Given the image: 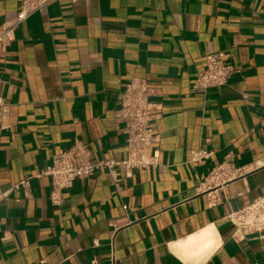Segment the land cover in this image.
Returning <instances> with one entry per match:
<instances>
[{"label":"crops","instance_id":"0c3cea01","mask_svg":"<svg viewBox=\"0 0 264 264\" xmlns=\"http://www.w3.org/2000/svg\"><path fill=\"white\" fill-rule=\"evenodd\" d=\"M19 6L0 0V26ZM220 53L240 72L197 91ZM133 80L160 111L159 165L118 187L98 170L53 205L56 155L128 158L117 112ZM224 165L238 177L209 188ZM22 182L0 204V264H264V226L228 218L256 205L264 224V0H55L30 17L0 55V188Z\"/></svg>","mask_w":264,"mask_h":264},{"label":"built area","instance_id":"2783aa9c","mask_svg":"<svg viewBox=\"0 0 264 264\" xmlns=\"http://www.w3.org/2000/svg\"><path fill=\"white\" fill-rule=\"evenodd\" d=\"M55 0H19V10L9 22L0 26V55L6 56L8 49L15 41L16 30L30 17L46 9ZM206 69L197 75L194 88L206 93L215 88L225 87L230 78L240 72L239 67L232 66L225 61V55L209 54L205 57ZM153 91L145 81L133 80L124 86L120 97V108L117 112V120L123 125L126 135L128 158L123 161H107L93 163L88 148L76 143L66 152L56 155L52 165L41 175L47 177L52 184L51 202L55 206L62 204V193L70 189L77 180H87L96 171L107 169L110 173L112 184L119 186L123 176H130L134 170H144L159 165V155L151 154L152 146L157 142L154 124L159 118L160 111L151 98ZM204 152L192 153L190 161L197 163L207 158ZM238 177L236 171L226 165L211 171L206 181L209 188L223 186ZM28 182H22L7 191L0 188V204L8 201L13 194L26 188ZM258 206L254 205L242 211L229 215V220L243 229L251 227L259 228L263 223H257L254 215ZM128 207H124L127 210ZM97 244V242L95 243Z\"/></svg>","mask_w":264,"mask_h":264}]
</instances>
